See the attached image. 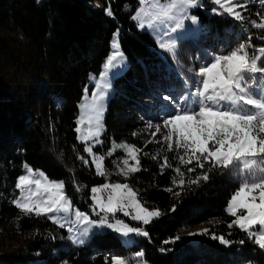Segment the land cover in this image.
<instances>
[{"label":"trees","instance_id":"obj_1","mask_svg":"<svg viewBox=\"0 0 264 264\" xmlns=\"http://www.w3.org/2000/svg\"><path fill=\"white\" fill-rule=\"evenodd\" d=\"M206 1L191 13L207 37L197 33L177 40L176 59L168 53L162 60L156 58L155 41L133 19L138 0H0V99L5 98L0 102V264H111L113 257L129 264H264V250L237 227L227 226L234 219L226 207L240 186L237 175L213 169L207 182L189 184L209 165L187 172L175 152L155 142L161 136L151 135L155 125L175 113L181 97L195 90L196 73L216 55L242 43L251 45L250 53L264 47V29L253 26L264 23V0H248L246 9H237L243 20L207 13L211 4ZM114 43L127 62L112 77L101 142L92 149L104 157L105 178L80 159L88 155L75 128L83 97L101 75ZM122 143L141 150L142 170L127 178L118 174L127 159L124 149L115 148ZM164 156L172 168L161 170ZM24 164L62 181L73 208L83 213L94 208L91 189L109 181L128 183L145 207L162 215L147 225L125 217L149 234L135 236L128 246L106 227L82 245L71 244L66 230L46 216L24 214L13 203ZM175 167L185 172L182 188L173 183L180 179ZM205 222L208 235H187ZM211 234L233 243L224 246ZM140 251L143 258L136 257Z\"/></svg>","mask_w":264,"mask_h":264},{"label":"snow or ice","instance_id":"obj_2","mask_svg":"<svg viewBox=\"0 0 264 264\" xmlns=\"http://www.w3.org/2000/svg\"><path fill=\"white\" fill-rule=\"evenodd\" d=\"M145 2L146 0H140L142 5ZM211 2L236 20L244 19L241 11L237 9H246L247 0H211ZM156 6H159V0ZM199 6L200 0H170L167 6L161 7L154 19L161 25H165L166 21L174 22L167 32L175 33L177 29L184 27L185 19L197 23V18L188 16L187 11ZM106 11L109 16L113 15L110 8ZM213 11L218 12L216 8ZM141 12L143 8L133 19H139ZM140 26L143 27V23ZM253 26L264 29V23H254ZM159 46L176 59L175 38L169 41L161 40ZM249 47L250 44L246 46L242 43L230 53L216 55L211 63L202 66L196 73L199 79L195 81L197 85L195 90L181 97V102L176 104L175 113L165 118L162 125H155V132L151 135L153 139L158 134L161 136V139L155 142L165 145L167 151L175 152L176 158L187 172H195L197 168L204 170L205 165H209L202 174L189 179V184L198 186L201 180L207 182L210 178L209 172L213 169L222 170L221 175L225 173L237 175L240 186L231 196L226 208V212L234 219L227 226L237 227L259 249L264 250V47L256 49L253 53L247 50ZM113 48L117 50L107 60L104 66L106 70L121 66L117 62L118 57L123 58V53L118 50L119 44L114 43ZM257 77L259 82L254 83ZM108 87L110 84L105 85V88ZM185 87H188L187 81ZM92 100L90 106H82L81 114L76 121L75 131L79 134L77 138L85 142L98 138L102 130L103 107L99 100H103V94L98 97L97 93H92ZM85 122L88 124L87 131L81 127ZM148 127L152 128L153 125L149 124ZM162 129L166 131L162 132ZM96 142L101 141L97 139ZM152 142L153 140L148 141V143ZM115 148L124 149L134 162L123 160L124 167L119 169L118 174L127 178L129 174L142 170L139 159L140 149L123 143L116 144ZM84 151L93 156L92 163L95 165L96 174L107 178L104 157L95 156L91 147L86 146ZM150 158L156 160L158 156L153 154ZM80 159L85 164L88 163L83 157ZM194 162V167H188ZM160 166L161 170L173 167L167 156L163 157ZM24 168L26 175L20 176L16 184L21 196L13 203L24 214L46 216L61 228L68 223L70 225L67 228L68 239L74 244H84L92 226L106 227L123 237H128L130 233L145 237L149 235L144 229L130 227L123 220L116 218L117 212H122L124 216L131 215L133 220L142 221L144 225L162 215L159 209L149 210L145 207L137 199V191L128 183L106 182L91 189L93 211L96 215L104 213L98 221L92 220L88 214L73 208L71 200L64 192L65 185L62 181H51L43 172H39L37 177L35 171L27 164H24ZM173 170L180 177L178 182L174 179L173 183L182 188L185 185V172L180 167H175ZM31 185H35V189L30 187ZM102 192H107L106 198L100 195ZM175 195L179 196L180 193L177 192ZM129 209L132 211L130 212ZM172 211H175V207ZM60 213L64 216L61 217ZM69 214L74 215V221L70 219ZM109 214L114 219V223L109 221ZM76 224L89 227L74 228L72 225ZM74 232L78 234L73 235ZM208 234L209 230L204 229L191 235ZM176 239L178 240L179 237ZM211 239L218 240L224 246L233 243L223 235L211 234ZM239 243L243 244L244 241L241 240ZM136 257L143 258L144 252H137ZM111 264H129V262L122 257H113Z\"/></svg>","mask_w":264,"mask_h":264},{"label":"rangeland","instance_id":"obj_3","mask_svg":"<svg viewBox=\"0 0 264 264\" xmlns=\"http://www.w3.org/2000/svg\"><path fill=\"white\" fill-rule=\"evenodd\" d=\"M149 2L147 5L146 3ZM248 2V0H247ZM156 3H157V0H147L143 5L140 3V0H138V4H139V10L138 12L141 11V9L143 8V12H141V15H140V18L139 19H135V21L138 23V28L141 29V31H144V32H147L149 33L150 37L155 41V47H156V50H157V57L156 58H161L162 60L164 59V55L168 54V52L164 51L163 49L160 48L159 44L161 42V40L163 41H169L171 40L172 38H175V43H177V40H182V39H185L187 38L188 36L190 37H195L197 36V33L200 34L201 37H207L206 35L207 34H203L201 35V33H207V31H204L202 30V25L201 23L199 22L198 18L193 14L191 13V11L199 8V7H203L204 4L207 3L206 0H200V6L199 7H195V8H190L188 9L187 11V14L188 16H195L197 18V23H192L191 19H185L184 20V27L182 29H177V32L175 33H168L167 32V29L171 26H173L174 22H168L166 21L165 22V25H161L159 21H156L154 19V17L156 16V14L161 10V7L163 6H167L169 3H170V0H159V6H156ZM210 4H211V8L210 10H207L206 12L211 14V13H221L222 15H225V16H228L230 18H234L233 16H230L228 15L227 13H223V10L222 9H219V6L217 5H214L211 0H210ZM95 6L97 7H100V4L98 1H95L94 3ZM146 5V8L144 7ZM216 8L218 10V12H214L213 9ZM137 12V13H138ZM137 15V14H136ZM135 15V16H136ZM143 23V27L140 26V24ZM202 27V28H201ZM205 29V26L204 28ZM206 30V29H205ZM167 33V34H165ZM203 39V38H202ZM117 49H113L109 55V57L113 54L114 51H116ZM119 50V49H118ZM120 51V50H119ZM109 59V58H108ZM117 62L120 63V67H113L112 69L110 70H106L105 67L103 68L102 72H101V75L97 78H94L92 80V88H91V92L89 94L85 93L84 97H83V100H82V103H81V106H80V114H81V111H82V106H90L92 103H93V100H92V93H97L98 94V97L100 94H103V100H99V103L102 105L103 107V115H102V120H101V124H102V130H101V134L98 138H93L91 140H88V141H81L80 139L77 138V141L81 144L84 145V147H91L92 149L96 146H98L100 143H97L96 140L98 139L100 141V137L103 133V130H104V127H103V117H104V114H105V111H106V106H107V101H108V98L112 95V86H111V80H112V77L114 75H116L117 73H120L124 67L126 66V58L125 56L123 55V58H120L118 57L117 59ZM110 84V87L108 88H105V85H108ZM5 101V98H1L0 99V102L1 101ZM2 104V103H1ZM82 129L84 131H87V128H88V124L87 122H85L84 125H81ZM78 133H77V137H78ZM93 152V150H92ZM126 152V151H125ZM87 153V152H86ZM94 154V153H93ZM88 155V158H84V160H87V161H90L91 164L93 165L95 171H96V168H95V165L92 163V160H93V156L90 155L89 153H87ZM95 156L97 157H100L99 155L97 154H94ZM126 156H127V159L130 161V163H134L133 161H131L130 157L127 155L126 153ZM35 173H36V176L38 177V174L39 170H34ZM26 175V169L24 168L23 169V173L20 175ZM19 176V177H20ZM18 177V178H19ZM18 178L16 180V184L18 182ZM57 182H60V181H57ZM107 183H111V184H114V183H118V182H109V181H106ZM105 182V183H106ZM30 187H32L33 189H35V185H31ZM98 187V186H97ZM16 189L19 191V194H18V197L19 198L21 196V193H20V190L16 187ZM102 197H105L107 196V192H102L100 194ZM91 196H92V193H91ZM92 200V199H91ZM92 205L94 207V201L92 200ZM227 208V207H226ZM98 211V209H97ZM129 211L131 212L132 210L129 209ZM88 214V213H87ZM49 215H55V214H49ZM61 217L64 216L63 213H60L59 214ZM70 215V219L71 220H75V217L74 215L72 214H69ZM92 215V217H91ZM104 215V213H100V215H96L95 212L93 211V209L91 208L90 210V214H88L89 218L92 219V220H99L100 219V216ZM43 216V215H42ZM125 217L129 218L130 220L136 222V223H141L142 225H144L142 223V221H137V220H133L131 218V215L129 216H124L122 212H117L116 213V218L118 219H121L124 221L125 224H127L128 226H130L126 221H125ZM109 221L110 222H113L114 223V219L112 218V216L109 214ZM47 219L49 220V222L51 224H53L54 226H56L57 228H60V229H64L66 230V237L68 239L69 237V232L67 231V228L70 226L68 223H65V227L64 228H61L59 227L58 224L56 223H53L52 219L48 218ZM155 219V218H154ZM74 228H80V227H89L88 225H72ZM132 227V226H130ZM103 231V227H95V226H92L91 227V230L89 232V235L88 237L86 238L85 242L88 241L90 239V237L94 234V233H99L100 230ZM204 229H208V223H203L202 225H199L197 227H192V228H189L188 231H187V235H191L192 233H199L201 231H203ZM111 231V229H109ZM78 233L74 232L73 235H76ZM115 234L118 236L119 240H120V243L122 245H125V246H128L130 244H132L134 242V238L135 236H137L135 233H130L128 237H123L121 236L119 233H116ZM70 241L71 244H74L70 239H68ZM74 245H80V244H74Z\"/></svg>","mask_w":264,"mask_h":264}]
</instances>
